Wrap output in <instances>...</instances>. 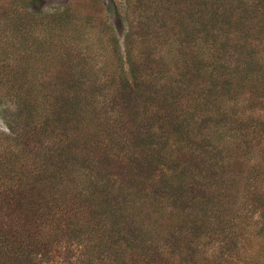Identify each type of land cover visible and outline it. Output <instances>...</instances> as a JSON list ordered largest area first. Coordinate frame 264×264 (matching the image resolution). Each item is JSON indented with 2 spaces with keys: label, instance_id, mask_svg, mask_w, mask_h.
I'll return each instance as SVG.
<instances>
[{
  "label": "trees",
  "instance_id": "16d2710c",
  "mask_svg": "<svg viewBox=\"0 0 264 264\" xmlns=\"http://www.w3.org/2000/svg\"><path fill=\"white\" fill-rule=\"evenodd\" d=\"M0 264H264V0H0Z\"/></svg>",
  "mask_w": 264,
  "mask_h": 264
},
{
  "label": "rangeland",
  "instance_id": "374dc122",
  "mask_svg": "<svg viewBox=\"0 0 264 264\" xmlns=\"http://www.w3.org/2000/svg\"><path fill=\"white\" fill-rule=\"evenodd\" d=\"M72 0H44V6L46 8L56 7V6H63L69 3ZM119 5H122L123 0H116Z\"/></svg>",
  "mask_w": 264,
  "mask_h": 264
}]
</instances>
